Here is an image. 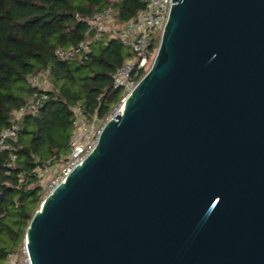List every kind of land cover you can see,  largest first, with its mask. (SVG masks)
I'll list each match as a JSON object with an SVG mask.
<instances>
[{
  "label": "water",
  "instance_id": "95a60500",
  "mask_svg": "<svg viewBox=\"0 0 264 264\" xmlns=\"http://www.w3.org/2000/svg\"><path fill=\"white\" fill-rule=\"evenodd\" d=\"M147 72L33 212L29 264H264V0H171Z\"/></svg>",
  "mask_w": 264,
  "mask_h": 264
},
{
  "label": "trees",
  "instance_id": "16d2710c",
  "mask_svg": "<svg viewBox=\"0 0 264 264\" xmlns=\"http://www.w3.org/2000/svg\"><path fill=\"white\" fill-rule=\"evenodd\" d=\"M146 0H0V132L29 99V77L49 71L46 98L20 123L13 150H0V264H9L24 240L27 224L43 199L37 168L63 163L73 133L76 106L104 118L123 91L112 76L133 52L107 32L90 29L87 20L109 10L117 25L134 18ZM88 42L85 58L60 59L56 49ZM158 44V39L153 45ZM16 264L20 262L18 255Z\"/></svg>",
  "mask_w": 264,
  "mask_h": 264
},
{
  "label": "built area",
  "instance_id": "2783aa9c",
  "mask_svg": "<svg viewBox=\"0 0 264 264\" xmlns=\"http://www.w3.org/2000/svg\"><path fill=\"white\" fill-rule=\"evenodd\" d=\"M171 4H173L171 0H146L144 9L134 18L123 23L118 30H110L108 24L111 14L109 10H103L87 20V25L90 29H94L97 32H107L110 37H116L122 45L133 52L134 57L123 63L112 76L113 86L121 88L123 94L104 118H97L95 114L86 115L79 106L72 109L74 130L69 139L68 151L63 163L58 170L53 171L48 164L36 170V173L42 177L43 198L53 192L70 171L93 151L105 124L116 113L122 112L121 107L124 100L134 89L140 78L147 72L151 64L158 45L153 44L156 39L159 41ZM156 32H158V35H155ZM90 50L88 42H80L71 48L56 49L55 55L63 60L75 56L85 58ZM48 74V69L43 68L29 77V85L35 90H33L27 102L14 113L11 124L0 132V150L9 153L11 158L9 166L14 159L13 150L18 139L22 119L27 114L37 113L42 101L46 98L38 90H46L48 88ZM45 176L49 177L46 181H43ZM17 255L23 257L24 261L22 260V263L29 264L24 241L17 254L9 256L8 263L16 264Z\"/></svg>",
  "mask_w": 264,
  "mask_h": 264
},
{
  "label": "rangeland",
  "instance_id": "374dc122",
  "mask_svg": "<svg viewBox=\"0 0 264 264\" xmlns=\"http://www.w3.org/2000/svg\"><path fill=\"white\" fill-rule=\"evenodd\" d=\"M108 25H109V27H110V30H118V29L121 28L120 25H117V24H116V22H115V20H114L113 17H111V19L109 20V24H108ZM155 35H158V32H156ZM60 165H61V163H57V164H55L54 167H52L53 171H54V170H58L59 167H60ZM48 177H49V176H45L43 181H46V180L48 179ZM41 181H42V180H41ZM40 203H41V201H40ZM40 203H39V205H40ZM39 205H38V206H39ZM18 258H19L20 262H22V260L24 261V259H23V257H22L21 255H18Z\"/></svg>",
  "mask_w": 264,
  "mask_h": 264
}]
</instances>
